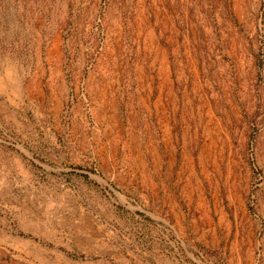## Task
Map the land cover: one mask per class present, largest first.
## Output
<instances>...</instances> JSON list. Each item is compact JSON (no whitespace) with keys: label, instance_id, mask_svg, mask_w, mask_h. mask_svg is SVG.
Wrapping results in <instances>:
<instances>
[{"label":"rangeland","instance_id":"obj_1","mask_svg":"<svg viewBox=\"0 0 264 264\" xmlns=\"http://www.w3.org/2000/svg\"><path fill=\"white\" fill-rule=\"evenodd\" d=\"M0 264H264V0H0Z\"/></svg>","mask_w":264,"mask_h":264}]
</instances>
